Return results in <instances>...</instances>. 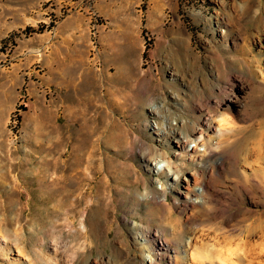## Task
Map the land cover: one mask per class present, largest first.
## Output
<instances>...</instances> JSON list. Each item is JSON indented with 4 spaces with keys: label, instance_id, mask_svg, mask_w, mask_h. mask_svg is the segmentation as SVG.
I'll use <instances>...</instances> for the list:
<instances>
[{
    "label": "rangeland",
    "instance_id": "rangeland-1",
    "mask_svg": "<svg viewBox=\"0 0 264 264\" xmlns=\"http://www.w3.org/2000/svg\"><path fill=\"white\" fill-rule=\"evenodd\" d=\"M261 77L264 0H0V264H264Z\"/></svg>",
    "mask_w": 264,
    "mask_h": 264
},
{
    "label": "bare ground",
    "instance_id": "bare-ground-1",
    "mask_svg": "<svg viewBox=\"0 0 264 264\" xmlns=\"http://www.w3.org/2000/svg\"><path fill=\"white\" fill-rule=\"evenodd\" d=\"M224 20V19H223ZM224 23V22H223ZM256 24H258L257 22H256ZM232 34V33H231ZM233 36V35H232ZM245 36V35H244ZM247 36V42H249L250 40L249 39H251L252 37H251V35H246ZM246 36L244 37V38H246ZM241 38V37H240ZM243 38V39H244ZM245 41V40H244ZM246 42V41H245ZM249 44V43H248ZM247 43L246 44H242V45H236L235 46V54L234 55H232L231 56V54H229V55H226L225 56V62L227 63V64H229V65H231L232 67H237L238 65H239V67H241V62L243 61V63L245 62V64L246 63H249V64H254L255 62H257V63H259V59H258V55H256L255 53H254V51L252 50V48H251V45H248ZM184 53V52H183ZM182 53V51L181 52H179L178 54L176 53V54H174V60H175V62L177 63V61H178V65L179 66H183L184 64H185V62H186V58L184 57L185 55ZM226 53H229L228 51H226ZM188 55V54H187ZM187 57V56H186ZM242 57V58H241ZM224 58V57H223ZM177 59V60H176ZM180 63H182V64H180ZM263 73V72H262ZM218 75L220 74V73H217ZM219 78H220V76H218ZM239 77H236V79H238ZM205 79V78H204ZM240 79H243V81L245 80V82H249L246 78H244V77H240ZM206 80H204V82H205ZM264 82V78L263 77H261V82ZM232 83H233V87H235L237 90H239V92L240 93H242L243 91H245V87H244V83H242L241 81H239L238 83H237V81L236 82H233L232 81ZM240 83H242V84H240ZM232 93H233V97H234V99H236V100H229V102H232V101H234V102H237V98L239 97V94L238 93H236L235 92V90H232L231 91ZM150 112H152V114H154V115H158V112H157V109L155 108V107H153V106H151V108H150ZM228 111H227V115L228 116H230V110L229 109H227ZM159 117V116H158ZM230 120V118L229 117H227V118H224L223 117V119H219V122H220V124H218V129H217V131H218V134H220V133H222V132H224L227 128H228V126H229V121ZM189 128V127H188ZM190 130V129H189ZM157 134L158 135H160V136H164V135H168V134H174V137L176 138V139H178L179 140V142L178 143H181L182 144V147L184 148V150H186L187 151V154L190 152L189 151V145H190V143H196V147L198 148V146H203V147H206L207 148V145H206V143H205V139H204V137L203 136H201V137H198L197 135H195L194 133V136L192 135V134H190V135H186V136H184V133L183 132H180L179 130H177V129H175V128H171V125L169 124V128H168V130H166V128L164 127V125H162L158 130H157ZM212 139V138H211ZM210 139V140H211ZM191 140V142H189ZM210 143V142H209ZM202 148V147H201ZM206 148H205V152H206ZM208 151H210V150H207V152ZM190 155H191V157L194 159V160H192L193 162H195L197 159L198 160H201V162H203V158H202V156L200 155V152L198 151V150H196V149H193L192 150V152L190 153ZM209 156L211 157V159H215V160H217V152H215V151H210L209 152ZM190 158V157H189ZM165 160V159H164ZM200 162V163H201ZM219 162V161H218ZM167 163L168 164H166V166L168 167V169L170 170V171H172V169H174L175 167L172 165V163H174V162H170V161H167ZM182 163V162H181ZM175 164V163H174ZM177 167V166H176ZM177 169V168H176ZM199 169V168H198ZM173 172V171H172ZM196 172V171H195ZM174 173V176L176 177L175 178V180L174 181H180L181 180V178H182V176H181V174L179 173V172H177V171H175V172H173ZM193 181L191 182V184H189L188 185V188H186V190H187V193L185 194V196L186 197H188L189 196V198H187V200L185 201V205H187L188 207H191V209L193 208V206H196L197 205V203L194 201V200H192L191 198L193 197H195V198H201V197H203L205 194H206V185H207V182H206V179H205V177L203 176V172H201V174H199V172H197V174H195L194 176H193ZM189 183V182H188ZM197 188H200V189H202V191H200V190H198ZM194 208H196V207H194ZM198 208V207H197ZM187 216V215H186ZM194 219L189 215V216H187L186 217V223H189V224H191L192 226H193V223H194ZM187 233V232H186ZM188 234V233H187ZM253 234H255V233H253ZM184 235H185V233H184ZM192 235V234H191ZM250 237H252V235L250 234ZM195 239V238H194ZM169 239L167 238L166 239V237L164 238V240L161 242V243H164V244H162L161 245V251L165 248L166 250H169ZM182 245V244H181ZM175 253H177V251H175ZM179 257V255L178 256H176V259ZM175 263V262H174ZM173 263V264H174ZM32 264V263H31ZM151 264H155V262H151Z\"/></svg>",
    "mask_w": 264,
    "mask_h": 264
}]
</instances>
